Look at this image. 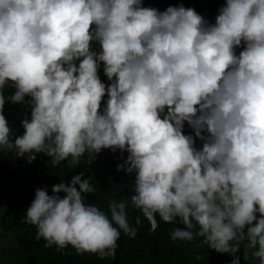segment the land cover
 <instances>
[{"label":"clouds","instance_id":"obj_1","mask_svg":"<svg viewBox=\"0 0 264 264\" xmlns=\"http://www.w3.org/2000/svg\"><path fill=\"white\" fill-rule=\"evenodd\" d=\"M14 155L60 182L22 220L44 248L114 257L121 231L137 235L130 202L150 233L174 222V245L196 238L232 264L243 245L264 264V0H226L215 23L182 3L0 0V164ZM99 156L96 188L76 172ZM124 180L132 195L108 198L109 218L92 202ZM12 199L0 247L15 260Z\"/></svg>","mask_w":264,"mask_h":264},{"label":"trees","instance_id":"obj_2","mask_svg":"<svg viewBox=\"0 0 264 264\" xmlns=\"http://www.w3.org/2000/svg\"><path fill=\"white\" fill-rule=\"evenodd\" d=\"M143 2L145 7L156 8L160 11L166 10L169 6H178L182 3L186 8H194L210 23H215L219 9L225 4L226 0H143ZM242 50V48H237V55ZM1 158L0 195L4 193L6 195L13 194L11 204L3 215L5 222L1 234L7 233L12 237L15 236L18 245L13 250L15 260L11 256L10 264H232L234 259L232 255L217 253L215 250L208 248L207 245L200 244L195 240L196 238L180 245L172 244L171 236L168 237V231L174 230V222L167 223L165 226H158L153 233H150V222L143 217L139 210L132 207L130 202L127 210L128 222L130 226L137 229V235L132 238L124 235L121 231L114 257L101 259L98 253H78L72 246L60 250L56 246L48 247V249L44 248L41 244L34 242L32 235L27 234L22 220L26 214L25 210L35 198V190L37 188H47L51 195L52 186L60 182H58L56 174L54 175L48 167L41 168L37 160L28 164L26 158L16 157L15 155L10 159L3 156ZM104 159V165L101 156H99L94 163L87 165L90 168H83L76 173L78 175L83 173L84 178L96 177L92 183L98 188L102 186V177L108 174L106 170L107 158ZM4 163L5 165H3ZM57 173L63 175L65 171L62 167H59ZM102 173L103 175L98 178ZM132 185L127 180L122 181L119 185L114 182H110L109 185L106 183L101 190L103 194L99 196L102 197L99 203L103 204L92 203L100 205V209H103L102 211L106 212L110 218L107 208L108 198L116 201L128 199L132 195L130 191ZM99 191L96 190L95 194ZM105 207L107 209H104ZM138 216L141 220L139 225L136 224ZM179 227L184 226L181 224ZM43 242L46 244L44 239ZM244 253L245 248L242 245L236 254L240 257V264H258V260L255 259L245 261Z\"/></svg>","mask_w":264,"mask_h":264},{"label":"rangeland","instance_id":"obj_3","mask_svg":"<svg viewBox=\"0 0 264 264\" xmlns=\"http://www.w3.org/2000/svg\"><path fill=\"white\" fill-rule=\"evenodd\" d=\"M4 245H11L10 236H5L3 238ZM7 247V246H6ZM12 258L9 256V251L0 247V264H10Z\"/></svg>","mask_w":264,"mask_h":264}]
</instances>
